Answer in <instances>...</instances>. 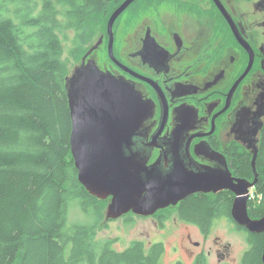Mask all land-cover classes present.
<instances>
[{"label": "flooded vegetation", "instance_id": "1", "mask_svg": "<svg viewBox=\"0 0 264 264\" xmlns=\"http://www.w3.org/2000/svg\"><path fill=\"white\" fill-rule=\"evenodd\" d=\"M222 8L249 46L238 38ZM115 22L114 57L109 52L108 30L103 28L99 39L89 43L66 78L73 76L76 67H87L93 60L110 77L130 82L152 107V115L141 129L142 136L135 140V150L146 155L147 166L167 172L177 160L188 169H229L235 182L246 179L252 183L257 179L248 187L247 203L248 208L259 204L262 200L257 185L259 172L252 166V178L239 175L232 162L233 157L241 161L239 155L244 154H250L252 160L255 150L234 130V125L245 108L256 110L264 91V0H136ZM98 41L99 46L91 50ZM261 132L254 144L258 148L257 157ZM218 194L234 199L230 215L216 214L203 226L184 216L182 207L190 197L216 198ZM236 197V192L227 187L219 191L200 190L149 215L132 211L137 218L149 219L157 236L149 239L152 234L149 230L146 242L132 241L143 242L146 251L162 243L160 264L168 244L176 255L172 264H195L199 258L205 264H243L251 248L248 234L256 232L235 220L232 210ZM220 217L228 219H223L224 225L231 224L246 237L248 246L245 248L244 243L240 261L230 241H223L221 236L220 241L210 233ZM190 224L200 230V239L192 238ZM263 254L264 250V263ZM212 257L216 260L211 261Z\"/></svg>", "mask_w": 264, "mask_h": 264}, {"label": "trees", "instance_id": "2", "mask_svg": "<svg viewBox=\"0 0 264 264\" xmlns=\"http://www.w3.org/2000/svg\"><path fill=\"white\" fill-rule=\"evenodd\" d=\"M9 1L14 8L0 11V264H160L162 243L146 251L143 242L132 241L118 251L112 240L96 238L108 199L90 194L79 181L71 152L70 67L62 58L58 16L68 19L64 27L78 30L72 50L78 60L87 36L83 26L101 15L106 30L122 0ZM260 143L256 169L262 200L249 206L252 218L264 215V127ZM239 156L241 161L233 157V169L252 178L251 155ZM233 200L222 194L192 196L182 211L203 226L216 214L230 215ZM74 201L91 215L90 223L67 227ZM248 236L251 248L243 264H264V232Z\"/></svg>", "mask_w": 264, "mask_h": 264}, {"label": "water", "instance_id": "3", "mask_svg": "<svg viewBox=\"0 0 264 264\" xmlns=\"http://www.w3.org/2000/svg\"><path fill=\"white\" fill-rule=\"evenodd\" d=\"M134 1L124 0L108 19L112 57L115 21ZM227 18L238 38L249 46L231 17L227 15ZM99 44L100 41L91 50ZM94 64L92 60L87 67H76L73 76L67 78L72 118L70 145L79 181L99 199L110 197L106 219L119 218L130 210L149 215L196 191H219L227 187L237 194L232 210L235 220L251 232L264 231V215L253 219L248 213V187L253 186L257 179L252 183L246 179L235 182L229 169H188L177 160H174L173 169L167 172H157V167L147 166L146 155L135 150V140L142 136L141 129L152 115L151 105L133 84L123 78L110 77ZM241 79L230 91L229 99ZM263 127L264 91L259 96L256 110L245 108L234 125V130L250 142L249 147L255 149L252 159L254 170L258 153L254 144Z\"/></svg>", "mask_w": 264, "mask_h": 264}, {"label": "rangeland", "instance_id": "4", "mask_svg": "<svg viewBox=\"0 0 264 264\" xmlns=\"http://www.w3.org/2000/svg\"><path fill=\"white\" fill-rule=\"evenodd\" d=\"M4 7L13 9L14 5L9 0H0V11H4ZM57 7L60 10H64L66 8L65 5L61 4H57ZM38 8H40V6ZM8 14L13 16L15 15L11 11H9ZM95 18L98 20L97 22L91 19L83 26V29L86 32L87 36L81 42L82 51L88 48L89 43L94 44L103 32L104 16L97 15V17ZM58 19L62 23V25H60L62 30L59 31L60 37L63 39L62 58L67 61V64L70 67V71H72L73 67L78 64V61L80 60H77L72 56V50L74 49L75 44L77 43L76 34L78 30L74 27L63 26L64 23L68 20L63 14H59ZM121 21L122 23H124V17H122ZM106 28L107 27H105V29ZM127 29L128 28L126 27L125 34H127ZM85 40H87L86 43ZM124 214L125 215H123L122 217L113 220L106 219V217L103 218V220L96 229V238L105 241L112 240V246L114 249L123 250L127 246H129L132 240L134 239L147 240L146 234L149 230H151L152 233L151 235H148L149 239H155V237H157L156 231L153 230L155 229V227L149 219L137 218L135 215L132 214L131 210ZM223 219L228 220L224 217L218 218L214 223V227L210 233L213 236L219 237L220 241H230L233 245V248L236 249V256L239 257L240 261V258L243 256L245 248L248 246L246 237L244 235L242 236V232L233 228L231 224L224 225ZM91 221V215L83 211L77 201H74L70 205L67 215V227H71L74 223H90ZM190 226L192 238L200 239L202 237L200 230L195 225L190 224ZM220 236L222 237V240ZM213 243L214 242L212 241L211 244ZM244 243L245 248L243 247ZM68 251L69 247L67 248V252ZM175 256L176 255L173 254L171 250V244H168L167 250L162 256L161 264H172V262L175 260ZM210 260L215 261L216 258L212 257ZM184 261L188 263L187 259H184Z\"/></svg>", "mask_w": 264, "mask_h": 264}, {"label": "bare ground", "instance_id": "5", "mask_svg": "<svg viewBox=\"0 0 264 264\" xmlns=\"http://www.w3.org/2000/svg\"><path fill=\"white\" fill-rule=\"evenodd\" d=\"M135 213V212H134Z\"/></svg>", "mask_w": 264, "mask_h": 264}]
</instances>
